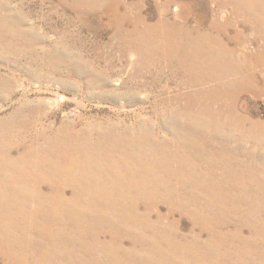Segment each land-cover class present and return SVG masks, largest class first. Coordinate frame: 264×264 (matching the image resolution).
Returning <instances> with one entry per match:
<instances>
[{"label":"rangeland","instance_id":"rangeland-1","mask_svg":"<svg viewBox=\"0 0 264 264\" xmlns=\"http://www.w3.org/2000/svg\"><path fill=\"white\" fill-rule=\"evenodd\" d=\"M0 19V264H264V0H0ZM61 125H114L142 169L106 168L118 192L68 224L15 151ZM142 192L151 227H121Z\"/></svg>","mask_w":264,"mask_h":264},{"label":"bare ground","instance_id":"bare-ground-1","mask_svg":"<svg viewBox=\"0 0 264 264\" xmlns=\"http://www.w3.org/2000/svg\"><path fill=\"white\" fill-rule=\"evenodd\" d=\"M172 2H178V0H166V3H168V5ZM180 4L184 6V3L182 1L180 2ZM188 6L190 5L188 4ZM1 10L5 12V10L7 9H1ZM187 13L188 11L186 10V14ZM5 20L7 21L8 17L7 19L5 18ZM164 21H165L164 23H167L168 20L164 19ZM5 23L2 19H0V41L4 40L6 36V30L4 29L6 25ZM200 23L201 22L198 19L196 20L195 25L191 27L192 28L198 27ZM187 29L191 31L190 34L193 32L190 27H188ZM199 41L205 45L204 47H209L211 44V41L208 36L201 37L199 35L195 39L192 38L189 39L187 48L191 49L194 46H197L196 43L198 42L200 44ZM113 127L114 125L111 128H109L110 130L107 133L101 131L102 129H104L103 127H101L102 129L100 127L96 128L97 131L89 137L87 136V134H89L87 130L90 129L91 126L88 125H84L79 129H77L76 127L72 128L69 126L65 127L61 125L60 128L57 129L56 133H54L53 135L50 134L51 136H48L47 134L52 132V128H50L49 126H45V127H41L42 134L40 135L41 137L39 139H36L35 141H29V140L27 141L24 138H22L21 141L23 142V144H18L17 146L20 147L19 149L16 146L14 147H16L17 149L13 148V146L10 149V147H8L7 145L8 152H11L10 150L13 151V149H15V151L23 150V149H27L29 151V153L26 154L27 158H29L27 162L28 166H26V169L30 168L32 174H34L35 176L31 178L29 177L31 180L27 179L26 177H24L23 180L28 185L31 184L33 185L32 187L34 188V192L36 193V196L34 195L35 200H40L39 202L41 203L42 201L43 202L45 201V205L50 204L53 207L59 208L60 210H62V212L66 213V216H61L60 214L58 215L59 220L60 218L64 220L63 222L64 224L74 222L73 218H75L76 215L82 214L72 206L73 202L79 200L82 203L81 207L82 209H84V213L92 212L96 210V208L97 209L101 208L103 210L104 207L102 208V204L105 205L107 202V198L111 197V195L114 192H118L117 189L118 183H111L108 185L105 184V180H107L108 177L103 176V171L106 170V168H109V166L113 168L114 172L120 171L119 169L121 167L126 169L131 167L132 168L131 173L133 172L132 173L133 175H137L139 177L142 175V169L140 168L139 165H137V161L134 162L135 159L134 157L131 156L132 154H130V152H127L130 151L129 148L130 141H134V140L131 139L127 140L128 138L126 137L123 139L122 138L116 139L114 135V131L116 132L117 129L115 130ZM23 129L24 128L22 127V130ZM0 130L2 131L4 130V132H14V126L10 124V128H8L7 125L2 124L0 125ZM127 132H128L127 129L123 130V133H127ZM0 135H2V133ZM6 138L4 139L6 140ZM2 143L4 144V142ZM105 147H107L110 150V152L107 154ZM2 148L4 149V147ZM117 148H124V156L116 155L115 151ZM30 154L32 155V160L30 158ZM21 156H23V154ZM25 163L26 161L23 158L20 164L19 165L17 164V167L19 166L20 168L17 167L16 168L24 171L23 165H25ZM5 165L6 164L0 163V168L5 167ZM154 175L155 177L157 176L156 171H154ZM134 178L136 179L135 176ZM133 185L140 187L141 190L145 189V187H148V185L145 184L143 181L135 182ZM129 189H132V187ZM67 190L70 191V195L66 194ZM144 196L147 195H145L142 192L137 197L125 201V203H127L125 204V206L128 207L127 212L129 213V215L133 214V212L134 213L137 212L138 209L137 203L139 201L144 200ZM40 206L43 207V204ZM119 206H120L119 203H117V208L122 209V206L120 207ZM70 216L72 217V219H70L71 218ZM110 219L111 218H107V217L103 218L102 223L105 224ZM138 219L139 218L137 217L136 218L133 217V215H131V217L128 216L127 218L120 219L121 227L125 226L130 230L132 229L131 228L132 224L135 225L136 222L139 223L140 225L142 224L143 227H145V224L150 226V222H151L150 220L145 218L142 219L141 221ZM156 220L157 219H154L153 222L157 223ZM94 221L97 220L94 219L91 220V222ZM83 231L85 232L87 230H83ZM97 240L99 241L98 238ZM100 245L101 242H99V246Z\"/></svg>","mask_w":264,"mask_h":264}]
</instances>
